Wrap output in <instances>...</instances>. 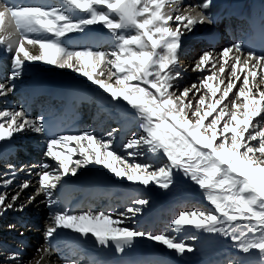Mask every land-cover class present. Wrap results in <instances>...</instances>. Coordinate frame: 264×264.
<instances>
[{"label":"snow or ice","instance_id":"obj_1","mask_svg":"<svg viewBox=\"0 0 264 264\" xmlns=\"http://www.w3.org/2000/svg\"><path fill=\"white\" fill-rule=\"evenodd\" d=\"M211 4L212 0H0V54L8 55L11 64L7 80L0 83V97L14 91L11 82L22 76L26 63L40 62L84 77L102 100L118 109L119 117L131 118L140 129V135L134 133L122 144L123 155L114 144L115 128L105 136L92 131L53 133L43 151L45 160L53 163L27 170L29 177L37 178L36 192L27 203L43 195L53 208L59 203L55 193L66 178L89 166H99L116 182L133 186L129 203L115 214L55 208L48 217L44 244L34 255L25 262L14 251L0 264H52L58 250L52 240L62 234L74 241L68 245L73 256L83 243L122 254L138 238H146L180 257L194 251L188 241L207 234L231 242L236 255L224 264H264V55L245 52L243 41L219 52L210 48L191 67L200 73L198 81L182 89L177 84L183 39L197 25L214 23L207 12ZM96 25L106 34L84 44L72 41L69 34H83ZM260 31L264 36V18ZM103 43L109 47H99ZM25 131L42 133L43 117L33 120L23 109L0 110V144L11 143ZM6 166L0 178L3 189L25 171L11 163ZM179 176L197 186L207 207L180 210L170 218L168 232L153 234L127 226L150 204L141 186L168 191ZM30 186L31 180L22 181L10 199L7 191L0 192V216L8 210L22 211L26 205L18 201ZM61 264L79 262L65 258Z\"/></svg>","mask_w":264,"mask_h":264},{"label":"bare ground","instance_id":"obj_2","mask_svg":"<svg viewBox=\"0 0 264 264\" xmlns=\"http://www.w3.org/2000/svg\"><path fill=\"white\" fill-rule=\"evenodd\" d=\"M234 1L235 2L237 1L239 3L241 0H234ZM13 2H18V0H13ZM42 2H53L54 3V2H56V0H42ZM185 2L186 3H197V2H199V0H185ZM221 5L222 4L219 1L212 0L211 6L207 9L208 14L209 15L216 14L215 11L218 8H220ZM224 11H222L221 13H224ZM96 26L102 27L100 25H96ZM217 30H218V27L214 24L205 23L203 25H197L191 34L186 35L184 37L182 48L179 52V56L181 54L185 53L184 51L187 47H189V45H190V47L188 50H191V48H192L195 56L196 57L199 56L197 52L200 51L204 47V44H205V42L202 41V38L203 37H206L207 39H208V37L212 38V36L217 33ZM91 35H92V37L94 36V34H90V36ZM225 37H228V39L225 38L224 40H222L223 42L221 41L216 47H214V49L217 52H219V50H221L222 48L228 47L234 43L233 38H231L229 35H226ZM190 41L194 42L193 46L191 45ZM87 42H88V40H87ZM208 49H210V48H208ZM208 49H206V50H208ZM30 50L33 51L34 53L36 52V49H30ZM190 53H191V51H190ZM197 59H198V57H197ZM196 60H194V61L191 60L190 61L191 65H193ZM0 62H1L0 74H2V76H0V83H3L7 80L8 73L11 71V64H10L9 56H7L6 59L1 60ZM176 70L182 72L180 79L177 81L178 86L181 87L183 85H187L185 83H187V81H188L187 76H186V73H188V72L182 70L180 67H178ZM189 73L193 74L190 76L191 77L190 79L198 80L200 73L193 72L192 70ZM60 76L76 77V78H82L83 80H86L84 77L79 76L77 73H74L73 71H71L69 69H60L56 66L46 65V64H43L40 62H34L31 64L26 63V66L24 68L22 76L19 79H16V80L11 82V83L15 84L14 91L12 93L7 94L6 96L0 97V110H3V109H11V110L23 109V105H21L19 100L17 99L18 93L16 92L20 87L28 86L29 84L34 83L33 81H35V79H41L43 77L58 78ZM87 83L94 90H96L95 86H92L90 84V82H87ZM97 98H100V97L97 96ZM109 104H111V103H109ZM86 108H89V107L87 106ZM113 109L118 110L114 107H113ZM31 119L36 120L34 117H32ZM129 122L134 127L138 126V123L131 121V118H129ZM90 131L94 132L97 136H101L100 131H98L97 129H91ZM134 133L137 136L140 135V131L138 132V131L134 130L132 133H130L128 135V137L132 136ZM33 142H35V144ZM6 144L7 143L0 144V147L4 146ZM9 144H13L14 146L25 145L26 148L29 150V154H27L26 158H25V161L28 163H26L25 161H21V162H18L17 165H15V167L17 169L23 168V169H25V171L24 172H18L17 177H16L15 181L13 182V184L10 185L7 189L0 188V192L7 191L9 194V199H10L12 192L15 191V188H18L17 184L19 185L22 181L28 180V178H31V186L29 188L25 189L22 192V194L20 195V196L26 195L25 197L28 198L29 196L33 195L36 192L37 178L35 176L29 177L27 175V170L29 168H31L32 171H37L38 169L33 167V166L38 165V164L43 163V162H48V163H53V162L50 160L49 161L45 160V158L43 156V151H44L45 146L42 145V142L40 141V138H39V134H37V133H34L32 131H25L23 133L16 134L14 136V138L11 140V143H9ZM120 144H122V143H120ZM115 147H116L118 153H120L122 155L124 154V150L122 147L119 148V144H115ZM30 155H34L35 159L33 161L29 160L28 157ZM139 159L141 162L144 161L143 157H141ZM23 162L26 165H23L22 164ZM98 168H99V166H98ZM91 169H92V167L89 166L86 169H80L78 171V173L85 174V173H88ZM99 171H100V174L103 177L105 183H114L117 186H119L120 188L126 187L127 182H125L124 184H121L119 182H116L110 173L105 174L106 170L99 168ZM3 173H5V172H3ZM3 173L0 174V178L3 177ZM17 191H19V189H17ZM140 191H143L144 195L147 196V198L150 200V204L146 207H149L150 205H153L154 203L159 205L160 203H164V201H167V200L179 203V201H183V200H187V199L194 200V201H197V200L203 201V204L207 205L202 194L199 192L197 186L193 185L190 181H186L182 176L178 177L176 186L171 188L168 191L160 190L154 185L150 186V188L146 189V190L143 189L141 186ZM27 198L25 199V202L23 203L26 205L24 207V209L22 210L24 212L19 211L16 213V215H12V213H14L15 210H8L4 215L0 216V219L4 217L5 219H8V221H11L15 218L14 221H17V224L13 229H10L7 231H4V229H0V230H3V231H0L1 235L5 234L4 238H6V236H9L10 240H14L15 242L17 241V243H15V242L11 243V245H13L14 247H8L7 245L4 244L5 240H2V238H0V250L8 251L4 257H6L8 254H10L11 252H14V251H19L20 253L26 251V248L22 244H19L18 241L21 240L22 243H24V241L26 242V240H27L26 238L28 236H30L28 234L25 237V234H24L26 232L25 231V229H26L25 223H29L30 225L34 226L32 228L35 230L34 236H32L30 238V239L34 240V250H30L28 252L29 253L28 255H25V254L22 255L21 254V257L25 262H27L29 260V258H31L34 255L35 249L37 247L44 244V231H45V228H46V225L48 222L49 214L52 211V208H50L47 205V203L45 202V197L43 195L36 196L35 200L32 203H27ZM20 202L21 201L19 198L18 203H20ZM11 211H13V212H11ZM23 215H26V216L29 215L30 217L36 218V221L30 220V221L24 222L25 216H23ZM130 224H131V221H128L127 226L130 227L129 226ZM162 232H164V231H162ZM166 232H168V231H166ZM72 235H76V234H72ZM60 237H58L60 239V240H58L59 244H61L63 242V240ZM151 242H152V247H154L155 249H160V254H162V256H164L166 258L171 256V258L174 261H178L181 263H183L182 261H185L187 259L196 258L197 260L194 264H201L204 261H203V259H201L202 256L200 253H205V256H206L209 253H213V252H217L219 255L226 254L228 252H234V250L231 248V242L229 240L214 237V236H209L207 234H202V237H200V239H198L196 241H188V243L193 246L194 251L191 253H186L182 257L171 254L166 249H164V247L162 245H158L153 241H151ZM64 250H65L66 254H69L68 253V247H64ZM4 257H2L1 253H0V259H3ZM62 257H63L62 249H58L57 251L54 252V254L51 258L52 264H61V262L63 261V259H61ZM70 257H71V259H75V257L72 255ZM75 260H78V259H75ZM78 262H79V264H83L81 259H79Z\"/></svg>","mask_w":264,"mask_h":264},{"label":"rangeland","instance_id":"obj_3","mask_svg":"<svg viewBox=\"0 0 264 264\" xmlns=\"http://www.w3.org/2000/svg\"><path fill=\"white\" fill-rule=\"evenodd\" d=\"M197 53L199 54V56L201 55V53H199V51H198ZM199 56H198V57H199ZM195 57H196V56H195ZM196 59H197V57L194 58L193 61L196 60ZM179 60H180V59H179ZM182 61H183V60L179 61L180 64H183ZM184 61H186V60H184ZM187 63H188V62H187ZM189 67H190V68H189ZM191 67H192V65L190 64V62H189L187 65L182 66L183 69H187V72H188L189 70L191 71ZM190 71H189V72H190ZM189 74H190V76L193 75L192 73H187V75H189ZM187 75H186V76H187ZM190 76L187 77V80H188V81H187V83H185V84H187V85H183V86H181V87H180L181 89L184 88V87H186V86H190L193 82H197V81H198V80H195V79H190V78H191ZM16 191H17V190H16ZM16 191H13V192L16 193ZM13 192H12V193H13ZM23 196H24V197H23ZM23 196H20V201H21V202L18 203V205H19V204H23V203L25 202V199H26L25 196H26V195H23ZM22 200H24V201L22 202ZM17 212H19V210H16V213H17ZM34 220L36 221V218H34ZM13 221H14V220H13ZM24 222H26V221H24ZM16 224H17V222H16ZM16 224H15V226H16ZM27 224H29V223H25V226H26ZM30 226H32V225H30ZM33 227H34V226H32V228H33ZM31 242H32V240H31ZM31 250H34V242H33V247H32ZM0 252L2 253L3 250L0 251ZM7 252H8V251H7ZM4 253H5V252H4ZM28 254H29V253H28ZM1 256H3V254H1ZM3 257H4V256H3Z\"/></svg>","mask_w":264,"mask_h":264}]
</instances>
